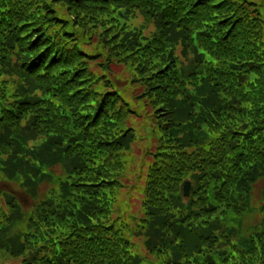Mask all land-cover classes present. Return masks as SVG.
I'll return each mask as SVG.
<instances>
[{
	"label": "trees",
	"instance_id": "trees-1",
	"mask_svg": "<svg viewBox=\"0 0 264 264\" xmlns=\"http://www.w3.org/2000/svg\"><path fill=\"white\" fill-rule=\"evenodd\" d=\"M3 182L0 264H264V0H0Z\"/></svg>",
	"mask_w": 264,
	"mask_h": 264
},
{
	"label": "rangeland",
	"instance_id": "rangeland-1",
	"mask_svg": "<svg viewBox=\"0 0 264 264\" xmlns=\"http://www.w3.org/2000/svg\"><path fill=\"white\" fill-rule=\"evenodd\" d=\"M140 18H137L135 22H139ZM135 131H138L137 136L138 140H134L131 143L130 152H129V158L132 160L130 161V164L127 166V169L123 172L122 175V181L124 183V188L120 192V196L118 199V209L120 211H128L134 212L138 205L140 204V195H138V187L135 189H129V185L135 181L136 186L139 184H142V176L144 174V168L145 164L147 162L144 153L147 146V139L146 133L144 129L141 128V124H139V121H132V123H129ZM140 138V139H139ZM263 184V183H262ZM262 184H257L253 188L252 197H251V203L252 206H256L258 204V198L260 194V190L262 187ZM45 187L41 186L39 188V192L41 193ZM0 189H4L11 192L19 191L18 188L9 183L3 182L0 184ZM19 203L24 208H31L33 205V202L25 195L13 193ZM254 204V205H253ZM259 218V214L257 212H252L251 214H246L243 218V226L249 227L250 225L254 224ZM3 264H15L13 261H6Z\"/></svg>",
	"mask_w": 264,
	"mask_h": 264
},
{
	"label": "water",
	"instance_id": "water-1",
	"mask_svg": "<svg viewBox=\"0 0 264 264\" xmlns=\"http://www.w3.org/2000/svg\"><path fill=\"white\" fill-rule=\"evenodd\" d=\"M191 192V186L189 184V182H184L183 186H182V196L184 198H187L190 195Z\"/></svg>",
	"mask_w": 264,
	"mask_h": 264
}]
</instances>
